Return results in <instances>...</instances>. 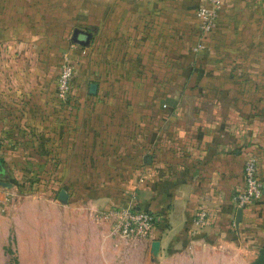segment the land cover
Instances as JSON below:
<instances>
[{
    "label": "crops",
    "instance_id": "1",
    "mask_svg": "<svg viewBox=\"0 0 264 264\" xmlns=\"http://www.w3.org/2000/svg\"><path fill=\"white\" fill-rule=\"evenodd\" d=\"M204 2L0 0V64L10 72L0 78L6 87L0 96L1 160L18 168L40 159L53 168L51 182L90 184L84 196L94 200L71 208L66 225L63 208L49 213L48 202H55L48 191H40L39 200L14 198L0 214L15 219L30 212L31 226L35 220L47 226L44 239H55L63 262L218 264L222 246H232L227 222L243 186L242 161L254 147L242 144L230 123L240 108L227 104L237 96L226 95L230 90L217 80L171 78L164 86L181 89L167 90L162 108L154 107V71L173 68L176 51H190L186 39L197 37L195 12ZM75 28L91 33L87 46L71 41ZM212 28L201 43L204 62L211 64L207 54L225 45L237 48L235 57L243 61L241 31L224 33L230 28L219 15ZM63 55L75 64L78 87L68 106L57 104L48 76ZM254 155L264 177V161ZM127 204L156 214L150 238L119 242L111 223L97 217ZM201 209L208 220L197 227L193 218Z\"/></svg>",
    "mask_w": 264,
    "mask_h": 264
},
{
    "label": "rangeland",
    "instance_id": "2",
    "mask_svg": "<svg viewBox=\"0 0 264 264\" xmlns=\"http://www.w3.org/2000/svg\"><path fill=\"white\" fill-rule=\"evenodd\" d=\"M219 16L225 19L230 28V31L224 33L231 32V35H237V32L241 31L238 38L247 41L242 53L243 61L240 62L235 57L241 54L238 53L237 48L233 50L232 47L225 45L216 47L213 53L207 54L211 55L209 57L212 62L206 64L201 43L208 38L212 30L203 35L200 26L197 27V37L195 35V39H186L190 43V51L187 53L176 51L173 56V68L167 70L160 67L154 71V107L162 108L160 99L166 95L167 90L177 92L181 89L180 87L166 88L163 81L168 79L207 78L222 82L221 84L225 85L222 90H230L226 95L237 96L227 105L243 108V111L239 109L238 112L230 114V123L237 128L236 137L241 139L242 144H246L248 140V144L254 146L249 151L254 152L261 161H264L262 157H259L264 151V0H223ZM66 39L69 41V38ZM64 59L72 62L69 56L63 55L57 68L53 67L48 73L53 82L51 92L53 97L60 66ZM72 65L75 68L74 62ZM7 72L10 73L6 65L1 63L0 78L7 79ZM246 81H249V84ZM76 85L75 83L74 97L78 95ZM221 88L214 89L220 91ZM247 95L248 100L239 99ZM0 96H6V87H0ZM1 100L5 102L4 98ZM246 108H249V111ZM65 111H70V108ZM1 159L3 160L0 157ZM2 160L0 161V189L3 187V192H9L12 200L15 198V202L20 203L39 200L40 191H48L47 196L55 202H48L50 204L48 211L54 214L55 207L63 208L65 225L67 217L70 223L71 208L78 205L89 207L94 201L84 196L86 190L91 189L90 184H75L66 178L57 180L56 183L51 182L53 168H44L40 159L29 165H24L21 161L18 168H12ZM261 179L264 180V177ZM99 186L97 184V187ZM60 190L67 192L66 201L58 198ZM30 218V212L24 213V211L18 217L15 216V219L0 214V264H70L60 259L55 248V239L50 238L45 241L44 229L47 226H42L37 220L33 222L36 226H31ZM227 223L230 230L233 229L231 232L234 241L232 246H222L224 256L218 264H251L257 258L259 248L264 244V194L245 209L237 207L234 201L232 219ZM49 241L50 244H48Z\"/></svg>",
    "mask_w": 264,
    "mask_h": 264
},
{
    "label": "built area",
    "instance_id": "3",
    "mask_svg": "<svg viewBox=\"0 0 264 264\" xmlns=\"http://www.w3.org/2000/svg\"><path fill=\"white\" fill-rule=\"evenodd\" d=\"M223 0H205L195 12L203 35H206L214 25L222 8ZM67 59L61 63L56 82L55 100L59 106H68L74 97V66ZM263 180L258 173V160L253 153H247L243 161V186L238 189L235 201L237 207L244 209L258 201L262 195ZM4 188L0 189V195L4 194ZM10 195V194H9ZM5 195L0 198V213L4 212L7 202L12 196ZM98 218L108 221L112 225L111 234L125 244H136L150 238L156 225V214L147 209L136 208L132 204L117 206L98 213ZM208 220L205 209L198 211L193 218V224L203 227Z\"/></svg>",
    "mask_w": 264,
    "mask_h": 264
},
{
    "label": "water",
    "instance_id": "4",
    "mask_svg": "<svg viewBox=\"0 0 264 264\" xmlns=\"http://www.w3.org/2000/svg\"><path fill=\"white\" fill-rule=\"evenodd\" d=\"M90 37H91V33L75 28L73 30L71 41L74 43L83 45V46H87L89 44ZM89 89H90L89 90L90 93H95L96 85L94 83L90 84ZM262 191L264 194V183L262 186ZM58 198L62 201H66L68 198L67 192L65 190H60ZM251 264H264V248L263 247L259 248L257 258Z\"/></svg>",
    "mask_w": 264,
    "mask_h": 264
},
{
    "label": "trees",
    "instance_id": "5",
    "mask_svg": "<svg viewBox=\"0 0 264 264\" xmlns=\"http://www.w3.org/2000/svg\"><path fill=\"white\" fill-rule=\"evenodd\" d=\"M1 161V160H0ZM1 163V162H0Z\"/></svg>",
    "mask_w": 264,
    "mask_h": 264
}]
</instances>
